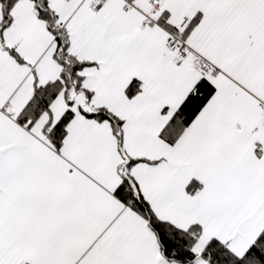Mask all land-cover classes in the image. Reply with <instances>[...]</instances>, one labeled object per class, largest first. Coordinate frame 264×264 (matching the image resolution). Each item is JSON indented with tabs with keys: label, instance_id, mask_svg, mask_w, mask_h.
Here are the masks:
<instances>
[{
	"label": "snow or ice",
	"instance_id": "1",
	"mask_svg": "<svg viewBox=\"0 0 264 264\" xmlns=\"http://www.w3.org/2000/svg\"><path fill=\"white\" fill-rule=\"evenodd\" d=\"M0 264H264V0H0Z\"/></svg>",
	"mask_w": 264,
	"mask_h": 264
}]
</instances>
